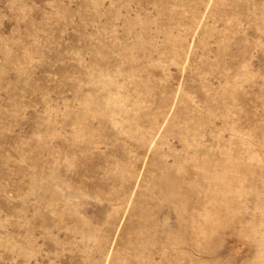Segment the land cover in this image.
Wrapping results in <instances>:
<instances>
[{
	"label": "rangeland",
	"instance_id": "obj_1",
	"mask_svg": "<svg viewBox=\"0 0 264 264\" xmlns=\"http://www.w3.org/2000/svg\"><path fill=\"white\" fill-rule=\"evenodd\" d=\"M0 264H264V0H0Z\"/></svg>",
	"mask_w": 264,
	"mask_h": 264
}]
</instances>
